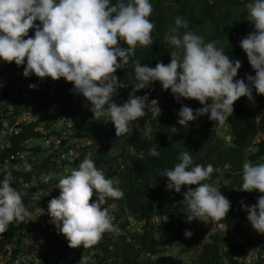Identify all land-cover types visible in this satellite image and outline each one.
I'll use <instances>...</instances> for the list:
<instances>
[{
	"label": "trees",
	"instance_id": "16d2710c",
	"mask_svg": "<svg viewBox=\"0 0 264 264\" xmlns=\"http://www.w3.org/2000/svg\"><path fill=\"white\" fill-rule=\"evenodd\" d=\"M4 1L5 6L14 4L17 19L25 14L21 1ZM57 1L67 6V23H78L74 35L80 51L71 68L78 69L79 80L92 83L76 92L70 84L51 88L31 100L30 108L44 111L47 103L59 101L61 112L79 116L74 127L78 136L100 144L89 157L84 147V162L77 166L83 199L102 203L120 196V214L128 209L146 220L132 240L124 235L101 239L105 257L93 264H187L181 256L163 254L166 243L198 244L201 251L193 264H247L235 256L242 251L239 236L249 224L251 199L263 204L252 222L264 232V22L257 12L264 0ZM36 2L52 28L54 22L43 10L45 0ZM60 51L57 45L47 52L50 67L63 64ZM95 53L101 55L100 75L91 61ZM231 61L243 71L240 76L237 67L227 66ZM218 69L225 85L211 110ZM39 121L21 122L12 150L28 134H42L34 130ZM227 123L230 140L219 133ZM256 162L257 183L249 189L252 179L243 171ZM21 171H13L15 177ZM183 174L194 179L188 188L205 192L201 184L209 181L223 194L216 213L195 232L191 222L204 212L194 209L187 219V205L179 195L165 198V185ZM17 198H0V204H15ZM155 215L159 221L153 220ZM218 222L225 225L223 232L212 226ZM18 225L3 224L0 241ZM167 230L175 234L162 237ZM251 238V244L260 239Z\"/></svg>",
	"mask_w": 264,
	"mask_h": 264
},
{
	"label": "clouds",
	"instance_id": "9594fccd",
	"mask_svg": "<svg viewBox=\"0 0 264 264\" xmlns=\"http://www.w3.org/2000/svg\"><path fill=\"white\" fill-rule=\"evenodd\" d=\"M13 1L14 3H19L21 1L25 10V14L19 19L15 17L16 13L12 11L14 4L10 6H5V1L0 0V64L2 66L12 67L21 72L23 79H20L19 82H14L13 86L15 87V91L18 92V94L20 93L21 97L26 94L24 97L21 98V101L16 102V105L13 109V114H18L24 111L21 108H24L25 110L30 108L31 100L37 97V95L42 92H48L51 88H57L59 85H74L73 90L75 92L85 88L87 86V83L91 85L92 82L90 83L88 80V82L86 80H79L77 77L78 69L73 70L71 68L72 63L79 56H77L76 59L72 61L70 66H67L64 59L63 64L58 67V69L50 67L52 59L46 57V55L47 52L50 49L56 47L57 44L53 43V41L50 43L49 40V36L51 34L52 37V32L56 26L51 16H48L49 13L46 10V4L48 0H45L46 4L43 10L47 14L46 17L54 22V26L52 28H47V22L44 20L43 12L40 9L41 7L38 5L36 0ZM57 2L63 5L61 2ZM259 8L260 10H264L263 6H259L258 9ZM74 26L76 29L78 27V23L76 22ZM75 29H73V34ZM254 29L255 25L253 26V30ZM62 50L63 49L61 46L60 54H62L64 57V52ZM95 55L99 56V62L97 64L94 63L95 60L93 59L95 58ZM91 61L94 64V67H96L98 71L101 72L100 53H95L91 57ZM230 63H228L227 66L237 67L236 73L240 76L242 74V70H240L238 63L236 66L230 65ZM63 67H67L66 74L61 73ZM218 73H220V76L224 81V78L221 74V70H218L217 74ZM43 78L46 79L45 83L41 82ZM109 85L116 89H119V84L109 82ZM43 96H45V94ZM21 104L24 106H22ZM213 108H211L210 103V109L212 110ZM61 109L62 104L59 101L47 103V107L44 109V111L50 116L41 117L39 124L34 127L35 131H39L42 134L37 136L28 134V136L24 138L23 141H20L25 142V140L27 139H32L31 142L33 143V152L28 155L24 162V164L30 167V172L22 170L21 176H25L27 179L33 174L48 177L50 184L52 185V183H54V189L56 187L61 188L59 192V200L57 202H54V199L56 198L53 192L54 189H52L51 191L52 195L49 196L54 203H52L51 205H47V213L44 211L43 221L50 222L47 229H45L44 233L42 234L44 238L43 241H40L39 244L36 245L38 247L35 249V247L33 246L29 247L25 243V240L21 238L20 243L22 242V244L20 246L22 247V245L25 246L26 244L31 249V252H34L36 255L37 252H39V255L37 256L40 257V261L42 263L48 262L50 264H61L60 262L63 256L69 254L77 259V263L85 262L81 264H93L97 260L101 259V257H105L103 251H101L99 248L101 239L124 235L127 240H130V237H133L134 232H136L137 230H131L129 222L134 219L135 225L140 226L142 224L141 227L143 228V225L145 224L146 220L138 218L137 215H134V213H132L128 209H126L124 213L120 214V196H118L115 200L102 203H97L90 199H83L82 182L79 178L80 174L77 166L81 165V163L84 162L83 159L80 157H82L81 154H83L84 147H87V144L81 147H75L74 143H72V139L79 138V142L83 144L86 142H90L89 147L93 145H91L90 140L83 141V139L78 136V132L74 131L75 122L78 120L79 116L72 114H64L63 111L61 112ZM120 109L126 112L125 106H122ZM141 116L145 119L144 115L141 114ZM131 118H135V116L130 115V119ZM52 119H57L60 123H57ZM41 120H44L46 122L44 127H42L41 125ZM68 120H71L70 126L67 124ZM47 124L51 125V128H46ZM40 128L46 129L47 134L53 141V151L51 153L47 152L48 148L44 146V141H41V136H43L45 133L41 131ZM227 128L228 123L224 125L223 136H227L228 139H226L230 140V133L226 131ZM21 132L22 129L18 133H14L11 136V140H13L16 136H19ZM57 137H60L62 139V142L58 147H55L54 140ZM18 147L19 143L17 144L16 150L18 149ZM13 148L14 146L12 143L11 148L6 149V151L8 152L4 154L9 155L15 152L16 150H12ZM73 149L75 150L74 169L70 167L68 172H62L58 175L59 164L69 159V155L71 154V151ZM1 150L2 149L0 148V151ZM87 151L88 147L85 149V153H87ZM62 155L66 157L62 158ZM89 156L86 155V157ZM79 159L81 160L78 161ZM247 170L248 169L246 168V171H243V173L245 177L252 179V181L249 182V189H253L256 186L257 180L253 176V173H249ZM103 172L104 168L102 167L99 170V173ZM72 173H75L74 178L71 177ZM12 174H14L13 171ZM19 177L20 176H18V178ZM14 178L16 179L17 177ZM91 182L95 184L94 178L91 179ZM69 185L71 186L70 192L66 190V187ZM203 187L205 191L209 190V185L206 184L203 185ZM198 190H200V188ZM14 195H18V198H21L22 202L24 201L23 199H26L19 196L18 192L14 193L12 197H14ZM64 198L65 201H63ZM71 199L75 201L76 205L69 212V214L67 213L69 209L68 202H70ZM114 203L118 205V209H116L117 206L114 209H111L112 204ZM38 204L39 201L30 202L31 207L29 209L35 211ZM0 206H5V204H0ZM89 207H93V212L91 213L89 219V230L69 227V224L79 218L82 213L84 215H87ZM248 207L251 209V212L253 210V204L251 201L249 202ZM255 211L256 210L254 209V213L252 214L253 217H247L249 224L240 233L239 242L243 244L242 251L239 255L235 256V258L240 259L241 261H245L247 264H254L255 262H262L264 264V232L261 229V224H253L252 222V219L256 215ZM22 213L23 210L18 212L13 218L8 219L6 222L0 224V227L8 221L20 224L18 225L17 230L14 231L12 235L8 236L7 239L3 241H0V243L10 242L15 237V242L18 245L20 244L17 242V238L20 236L18 234V229L20 227L23 228L25 224V222L23 221ZM63 215L66 216V220H61V216ZM261 218L264 219L263 214L261 215ZM153 220L159 221V216L155 215ZM124 221H126L127 224L125 227L123 226ZM213 227L218 232H223L225 229V225L222 222L215 223ZM251 235L260 239L255 244H251L250 241H253V238L249 239ZM165 245H169V243H166ZM20 246L14 249V253L11 254V258L16 257V255L18 254V250L21 248ZM111 248L112 244L108 247V252ZM185 248L188 247L184 246V248L182 249L183 252H186ZM165 253L170 252L163 251V254ZM44 255H46L47 257H45ZM173 255L175 254L173 253ZM111 256L113 255L111 254ZM177 256L182 257L181 254H178ZM121 258V255H119V262L121 261ZM113 259L114 257L109 259V261H112ZM10 261L11 260L7 257V253H3L0 255V264H10ZM191 262L193 264L194 259ZM186 263L188 264L187 261Z\"/></svg>",
	"mask_w": 264,
	"mask_h": 264
},
{
	"label": "built area",
	"instance_id": "2783aa9c",
	"mask_svg": "<svg viewBox=\"0 0 264 264\" xmlns=\"http://www.w3.org/2000/svg\"><path fill=\"white\" fill-rule=\"evenodd\" d=\"M14 77L16 78L14 80ZM23 79L21 72L12 67L2 66L0 64V197H12L16 192H20L21 189L27 188L29 190L24 193V201L21 198L15 200V204H5V206H0V224L6 222L8 219L13 218L18 212L23 210V221L25 222L23 228L18 229V234L25 240V243L30 247L33 246L35 249L40 241H43V233L47 229L50 221H43L44 211L46 212L47 205H51L59 200L56 197L53 200L49 197L52 195V189H54V183L50 184L48 177L38 176L36 174L31 175L28 179L25 176H20L19 178H14L15 175L12 171L21 168L26 172H30V167L24 164L28 155L33 152L31 142L32 139H27L25 142H20L18 149L9 154L6 149L11 148L12 140L11 136L14 133H18L22 128L20 124L22 121L33 122L40 120L41 117H46L45 111H40L38 109H23L21 113L13 114V109L17 101H21L20 93L15 91L13 86L14 82H19ZM29 103V102H28ZM22 105V104H21ZM30 105V104H29ZM24 106V105H22ZM41 116V117H40ZM45 121L41 120V125L44 127ZM67 124L71 125V120L67 121ZM45 134L41 136V141H44V146L48 148L47 152L51 153L53 151L52 140L47 134V130L40 128ZM62 142L60 137L55 138V147H58ZM64 167L59 164L58 174L64 172ZM72 178L75 177V173H72ZM11 182V183H9ZM31 190V191H30ZM39 201L35 211L30 210V202ZM65 201V198L63 199ZM76 205L73 199L68 202L69 213L73 207ZM93 212V207H89L87 215H80L79 218L74 220L69 224V227L81 228L84 230H89V219ZM47 213V212H46ZM70 214V213H69ZM61 220H66V216H61ZM68 227V228H69ZM15 237L10 242L0 243V255L7 253L8 259H10V264H50L42 263L40 257L25 244L20 246L22 242L18 245L15 242ZM20 246L18 254L16 257L11 258V254L14 253V249ZM61 264H81L77 263V259L69 254L63 256Z\"/></svg>",
	"mask_w": 264,
	"mask_h": 264
},
{
	"label": "rangeland",
	"instance_id": "374dc122",
	"mask_svg": "<svg viewBox=\"0 0 264 264\" xmlns=\"http://www.w3.org/2000/svg\"><path fill=\"white\" fill-rule=\"evenodd\" d=\"M66 7L67 6L61 5L56 0H48V2L46 4V10L49 13L48 16L49 15L51 16V18L55 22V26H56L52 32V34H53L52 37H51V34L49 36L50 43L53 41V43L62 46V49H63L62 51L64 52L65 62L67 64V66H70L72 61L75 60L76 57L78 56V53L80 50H79L78 45L76 43L75 35L73 34V29H75V26H74V24H68L67 20H66V10H67ZM257 12L260 15V21L264 22V10H260V8H259ZM246 55H247V53H246ZM95 58H93L95 60L94 63L97 64L99 62V56L95 55ZM230 65L236 66L237 63L231 62ZM66 70H67V67H63L61 73L66 74ZM218 70H220V69H218ZM98 74L100 75L101 72L98 71ZM15 79L16 78L14 77V80ZM223 86H224V81L221 78L220 73H218L216 76V84H215V88L213 91V97L211 99V108H213L214 105L217 103V101L220 99L219 93H220L221 89L223 88ZM120 87L121 86L119 85L118 88H120ZM216 96H218V97H216ZM86 109L91 110L92 107L88 105V106H86ZM52 120L57 122V123H60L57 119H52ZM220 126L221 125H219L218 127H220ZM219 133L221 135H223L224 130L220 131ZM258 137L260 138V140L263 138L262 135H259ZM226 138H227V136H226ZM259 138L258 139L256 138L255 141H260ZM79 141H80L79 138L72 139V143H74L75 147H81V146H84L87 144V147H88V151L86 153L87 156H89L92 153V151L98 150L101 147L100 144H95V145L89 147L90 142H86L83 144V143H80ZM65 157L66 156L62 155V158H65ZM74 159H75V150L73 149L71 151V154L69 155V159L61 163V166L64 167V169H63L64 172H68L70 167H72L74 169ZM259 168H260V165L258 164V162L249 163L247 166V169H248L247 171L249 173H256L255 171ZM253 175H255V174H253ZM222 176L225 179H229L228 175L225 172H222ZM193 180L194 179H192V177L187 175V174H183V175L178 176L177 181H175L173 183L166 184L165 189L167 190V192L165 193V198L171 199L172 197L179 195L181 200H183V202L187 205V211H186V214H187L186 218L187 219H190L194 216V214H193L194 209L197 211L200 210V211L204 212V214L198 215L191 222L192 227H193L192 231L195 232V231H198V229L199 230L201 229V224L208 222L209 216H212L216 213L218 207L215 206V204L222 201L223 194H222V192H218V190L215 189V187L213 186V183L209 182V181L205 182L204 184L203 183L201 184L202 186L206 185V184L209 185V190L207 192L206 191L203 192L201 190H198L197 188H188V184H190ZM60 190H61L60 187H56L53 190L56 197H59ZM66 190L70 192L71 186L70 185L67 186ZM26 191L29 192V190L27 188L21 189V191L19 192V196L24 198V193ZM250 201L253 204V210L248 214V217H253L252 214L254 213V209L257 211V207L263 206V204L259 200H256V199H251ZM115 207H116V209H118V205L116 203L112 204L111 209H114ZM259 213L262 214L261 212H259ZM156 221H158V220H156ZM129 223H130V229L131 230H137L136 232H134V234L139 235V233H142L141 232L142 231V227H141L142 224L140 226H136L134 219L131 220ZM213 225L214 224H212V226ZM174 234H175L174 231L167 230L164 233H162V237H171ZM131 238L132 237H130V240H132ZM183 248H184V246L169 244V245L164 246V251L174 253L175 255L181 254L182 257L184 258V260L188 262V264H192L191 261L201 251V247L198 244L192 243L188 246V248H185L186 252L182 251ZM141 253H142V255L149 254V253H145L144 251H142ZM37 255H39V252H37ZM193 255H195V256H193ZM44 256L47 257L46 255H44ZM186 257H187V259H186Z\"/></svg>",
	"mask_w": 264,
	"mask_h": 264
}]
</instances>
